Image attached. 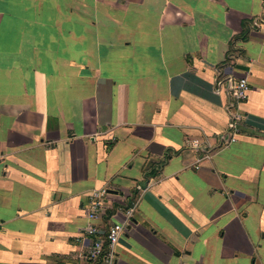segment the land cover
<instances>
[{
	"label": "crops",
	"instance_id": "obj_1",
	"mask_svg": "<svg viewBox=\"0 0 264 264\" xmlns=\"http://www.w3.org/2000/svg\"><path fill=\"white\" fill-rule=\"evenodd\" d=\"M98 189L115 264H264V0H0V264H88Z\"/></svg>",
	"mask_w": 264,
	"mask_h": 264
},
{
	"label": "built area",
	"instance_id": "obj_2",
	"mask_svg": "<svg viewBox=\"0 0 264 264\" xmlns=\"http://www.w3.org/2000/svg\"><path fill=\"white\" fill-rule=\"evenodd\" d=\"M249 84L246 78H240L236 81L234 86V97L237 101L244 102L248 99ZM236 122L240 117L234 118ZM236 122L231 123L229 128L236 129ZM194 149L198 148V142H192ZM140 189V188H139ZM106 190L98 189L91 193L88 204V213L92 221H95L84 230V235L91 238L90 246L85 252V259L88 264H115L116 260V246L121 238L125 224L112 223L103 227V219L106 210ZM135 205L132 203L131 207L123 210L125 220L129 221L135 211ZM126 221V222H127Z\"/></svg>",
	"mask_w": 264,
	"mask_h": 264
}]
</instances>
